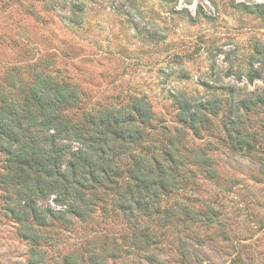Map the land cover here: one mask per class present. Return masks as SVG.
I'll return each mask as SVG.
<instances>
[{"label": "trees", "instance_id": "trees-1", "mask_svg": "<svg viewBox=\"0 0 264 264\" xmlns=\"http://www.w3.org/2000/svg\"><path fill=\"white\" fill-rule=\"evenodd\" d=\"M260 73L252 64L248 82ZM239 92L221 131H234L245 149L247 117L264 109V89ZM82 95L34 66L15 65L0 83V215L25 243V264H116L122 255L170 264L158 255L164 248L190 264L189 243L211 239L199 191L219 177L208 145L196 140L214 130L222 98L176 97L180 126L171 130L145 96L86 111ZM74 233L80 242L67 248Z\"/></svg>", "mask_w": 264, "mask_h": 264}, {"label": "rangeland", "instance_id": "rangeland-1", "mask_svg": "<svg viewBox=\"0 0 264 264\" xmlns=\"http://www.w3.org/2000/svg\"><path fill=\"white\" fill-rule=\"evenodd\" d=\"M252 64L262 73L249 83ZM15 65L76 86L86 111L145 96L171 130L180 126L176 97L222 98L214 130L196 140L208 145L219 177L199 191L212 215L211 239L189 243L190 264H264V109L248 114L249 148L221 131L239 89H264V0H0V83ZM3 164L0 154V171ZM25 251L0 215V264H25ZM175 253L158 255L182 264ZM138 263L123 255L116 262Z\"/></svg>", "mask_w": 264, "mask_h": 264}]
</instances>
